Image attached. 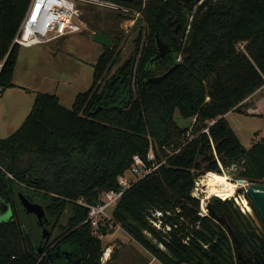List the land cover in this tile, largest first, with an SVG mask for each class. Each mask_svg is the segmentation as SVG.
Segmentation results:
<instances>
[{"label": "trees", "instance_id": "obj_1", "mask_svg": "<svg viewBox=\"0 0 264 264\" xmlns=\"http://www.w3.org/2000/svg\"><path fill=\"white\" fill-rule=\"evenodd\" d=\"M29 1L0 0V95L16 86L21 46L14 38ZM109 1L128 11L117 10V25L106 32L94 28L114 41L103 45L91 87L71 108L55 93L37 92L20 127L0 138V201L12 207L10 219L0 222V264H103L105 247L82 201L97 204L103 192L118 189L134 155L147 159L150 149L162 164L126 189L113 226L161 264H239L227 229L200 214L194 191L204 168L221 172L220 163L238 166L239 177L250 182H264V138L247 149L226 118L264 85V0H212L188 47L168 23L191 22L194 9L180 0ZM136 14V49L111 75L128 38L120 24ZM156 33L173 54L151 63L159 53ZM175 62L168 76L148 80ZM177 113L194 122L180 124ZM21 195L44 207L52 233L59 229L53 255L46 254L50 244L39 251L41 232L26 231ZM68 207L71 215L60 224ZM99 232L105 236L113 227L101 225ZM260 260L264 264V243Z\"/></svg>", "mask_w": 264, "mask_h": 264}, {"label": "rangeland", "instance_id": "obj_2", "mask_svg": "<svg viewBox=\"0 0 264 264\" xmlns=\"http://www.w3.org/2000/svg\"><path fill=\"white\" fill-rule=\"evenodd\" d=\"M82 11V19L86 24V27L82 31L32 47L22 46L16 68V82L26 84L29 92L35 95L37 92L55 93L61 98V102L69 108L72 107L78 93L84 92L91 87L94 64H96L100 54L103 52V45L93 39L94 28H100V30L106 32L112 25H117L114 22L116 9L83 3ZM97 14L100 15L99 18L96 17ZM137 17L139 15L136 14L133 18L126 19L120 24L128 38L123 46L121 60L114 66L111 75L115 73L120 65L133 56L136 49L134 40L138 37L141 28V25L136 26ZM33 94L28 96L30 97L29 104L31 105L35 97ZM8 97H5L3 100L5 104L8 102ZM176 116L180 124L189 123L181 119L179 113ZM233 118H235V120L233 119L234 124H236L235 129L241 136L242 143L246 148H251L254 142L264 138V122L259 118H243L239 114H234ZM5 132L3 130V133H1L3 137L0 138L9 136ZM237 169L233 166L230 168L223 166L222 171L217 173L227 174L233 182L238 183L241 177L237 174ZM209 172L215 171L203 170L196 184V195L200 198V204H203L206 209V204L212 195L210 194L208 186L202 183V180L206 178ZM240 187L239 184L235 195L229 199H232L233 202L242 207L247 204L250 214L256 217L254 210L250 207V200L244 196L243 192L239 191ZM1 206L3 208L10 207L11 209L10 213H6L7 216L0 211V222L7 221L12 216V208L4 201H0ZM2 212L4 213L6 211L2 210ZM23 214L26 231L34 235L41 232L39 226V229H36V226L34 227L32 225V222L36 221V216L33 214H25V212ZM3 215L5 217H1ZM70 215L71 208L68 207L60 224L65 225ZM156 225L162 226L159 220L156 221ZM59 233V229L53 231L52 241ZM102 241L106 251L104 259H102L103 264H149L153 260V257L148 251L133 240L119 224L113 227V232L103 236ZM107 247L110 248L107 249ZM112 253L115 256L108 263L106 257L110 258L109 255H112ZM153 264L159 263L155 261Z\"/></svg>", "mask_w": 264, "mask_h": 264}, {"label": "built area", "instance_id": "obj_3", "mask_svg": "<svg viewBox=\"0 0 264 264\" xmlns=\"http://www.w3.org/2000/svg\"><path fill=\"white\" fill-rule=\"evenodd\" d=\"M83 3L128 11L123 6L109 0H30L24 20L14 38V44L21 47H32L82 31L86 27L82 19ZM208 129L206 128L205 131L208 132ZM161 164L162 162L156 161L153 149L148 152L147 159L140 155H134L130 169L118 178V189L103 192L97 204H88L82 201V204L88 207L87 221L91 223L95 234L102 239L104 234L99 232L100 226L107 224L114 227L113 211L126 189L134 182L154 172ZM220 166L222 169L223 165L221 163ZM233 167L238 168V166ZM196 189L197 187L194 191L195 196H197ZM200 207V214L205 215L208 210L203 204ZM158 215H161V213H158ZM104 255L102 259H104Z\"/></svg>", "mask_w": 264, "mask_h": 264}, {"label": "flooded vegetation", "instance_id": "obj_4", "mask_svg": "<svg viewBox=\"0 0 264 264\" xmlns=\"http://www.w3.org/2000/svg\"><path fill=\"white\" fill-rule=\"evenodd\" d=\"M180 1L186 7L194 9V12L199 4L197 0H191L188 4L184 3L182 0ZM190 23L188 25H190ZM177 24L171 26L173 30ZM184 26L185 25H182V28L178 33L174 31L176 34L181 35L182 43L184 40L187 41V35L185 38H183ZM181 58L182 55H177L178 61ZM209 204L211 205L212 209L218 214V217L221 220L213 217L211 214H209V211L205 215L212 216L218 223H220L225 227V229H227L233 242L237 257L240 260L239 264H260L262 247L264 243V222L262 221L261 217H259L260 215L258 216L255 213L257 218L254 217L250 214L249 206L247 204H245L246 207L244 206L246 208L245 209L241 205H237L235 202H233L232 199L222 200L221 198V200L218 202L208 201L207 206ZM249 204L250 207L254 210L253 204L251 202H249ZM257 219L259 220V222ZM45 227L50 228V230L52 231L54 225L49 221L45 224ZM43 228L44 227H40L41 232ZM229 229L231 230L232 234L229 232ZM244 229L247 234H245ZM52 234L53 233H51V236L44 242L45 245L50 244V247L46 251V254H49L51 251L57 249L58 246V241L54 240L55 237L53 238L54 241H52ZM52 253H50V255H53Z\"/></svg>", "mask_w": 264, "mask_h": 264}, {"label": "water", "instance_id": "obj_5", "mask_svg": "<svg viewBox=\"0 0 264 264\" xmlns=\"http://www.w3.org/2000/svg\"><path fill=\"white\" fill-rule=\"evenodd\" d=\"M182 1L186 4H188L191 0H182ZM210 1L211 0H197V2L199 4H198V6L194 12L192 19H191L190 25L187 24L183 27V38H185L187 35L186 47H188L190 44L192 33L194 31L195 25L198 22L200 12L206 8V6L210 3ZM168 23L170 26H173V25L177 24V20L171 21L170 19H168ZM181 28H182V24L178 23L176 25V27L174 28V31L176 33H178ZM93 39L96 42H98L104 46H111L113 44V41H114L112 36L105 34V33H102V32H94ZM156 44H157V48L159 50V53L151 60V63L163 59L168 54H173L172 49L168 46L167 43H165L160 38L159 33H156ZM177 65H178V62H175L174 65H172V67H170L166 72H164L161 75L150 77V78H148V80L154 81V82H159L160 80H162L163 78L168 76L170 73H172L176 69ZM204 170L208 171L207 168H204ZM238 183L241 186L240 189H242L244 196H248L250 198L254 207L258 211L262 221L264 222V182H250L249 180H247L245 178H240L238 180ZM220 200H221V198L218 195H212L209 202H218ZM21 203H22L24 209L26 210V212L28 214H33L36 216L38 226L44 227L42 232H41V241H40V245H39L40 246L39 251L42 252V246H43L44 242L51 236V233H52L51 230L48 229V227H45V224L49 222V219L46 217L45 209L41 204L30 201L24 195H21ZM2 208L3 207L1 206L0 207L1 213L4 214L5 216H7L6 213H10V210H11L10 207H5L3 209ZM207 209L209 211V214H211L213 217L221 220L218 217V214L212 209L210 204L207 206ZM2 210L6 211V212L3 213ZM4 215L1 217H5ZM229 232L232 234L230 229H229ZM244 232H245V234H247L245 229H244ZM58 250H60V247L58 248Z\"/></svg>", "mask_w": 264, "mask_h": 264}, {"label": "crops", "instance_id": "obj_6", "mask_svg": "<svg viewBox=\"0 0 264 264\" xmlns=\"http://www.w3.org/2000/svg\"><path fill=\"white\" fill-rule=\"evenodd\" d=\"M16 68H17V65H16ZM13 82L16 86L6 89L3 92V94L0 96V120H1L0 137H3L2 136L3 134H1L3 133V130L6 131L5 133H8V135H10L13 131H15L17 128L20 127V125L23 123V121L26 119V117L31 112L33 105H34L35 97H36L35 94L29 92V89L26 86V84L16 82V69L14 73ZM31 94L35 95L32 105L29 104L30 97H28V96H31ZM7 96H9L8 102L7 104H5L3 100L5 99V97L7 98ZM241 105H242L241 106L242 111H230L226 114V118L228 119L234 131L239 136L240 140H241V136L235 129L236 124H234L233 122L235 120L233 116L234 114H239V116H243V118H259L260 120H262V122H264V85L259 90H257L254 94L246 98L241 103ZM184 121L185 122L187 121L190 123V122H194V119L184 120ZM182 125H185V123ZM109 248L110 247H107V249ZM109 256L111 257V254ZM107 259H109V257H106V260ZM154 260L157 261L159 264H161L160 261H158L155 257H153V260L149 264H153L155 262Z\"/></svg>", "mask_w": 264, "mask_h": 264}, {"label": "bare ground", "instance_id": "obj_7", "mask_svg": "<svg viewBox=\"0 0 264 264\" xmlns=\"http://www.w3.org/2000/svg\"><path fill=\"white\" fill-rule=\"evenodd\" d=\"M202 183L208 186L211 195H218L222 199H229L235 195L238 183L233 182L227 174L209 172Z\"/></svg>", "mask_w": 264, "mask_h": 264}]
</instances>
